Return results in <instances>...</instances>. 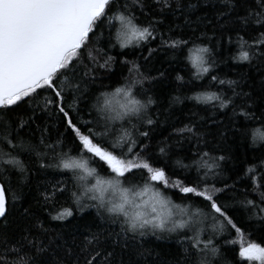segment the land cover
<instances>
[{"label": "snow or ice", "instance_id": "snow-or-ice-1", "mask_svg": "<svg viewBox=\"0 0 264 264\" xmlns=\"http://www.w3.org/2000/svg\"><path fill=\"white\" fill-rule=\"evenodd\" d=\"M153 3L157 7L145 12L142 0H131V3L129 0H0V229L6 228L10 215L21 208L32 172L28 160L34 157L41 170L58 169L71 180V184L64 180L49 184L40 194L42 206L47 210L56 205L57 197L68 193L70 206L60 205L52 219L66 220L84 212L85 208H95L101 220L119 222L120 231L114 235L125 242L149 233L163 239L166 234L187 230L191 235L185 234L181 239L187 245L184 253L190 264H216L217 260L231 264L213 237L226 229L242 231L229 215L228 204L220 199L226 191H241L235 188L241 177L237 176L232 184L221 181L220 188L208 182L219 174L221 162L230 157L215 154L218 151L215 148L209 150L205 133L195 124L175 129L196 141L192 145L197 149L196 159L190 164L178 161L186 171L195 166L193 179L170 180L164 167L144 155L148 146L140 143L139 138L146 139L148 133L139 132L133 120L145 119L149 106L154 103L143 85L155 77L144 74L137 58L129 59L123 52L117 53L128 73L126 76L121 73L122 83L118 87L109 91L108 86L101 84L106 89L102 92L89 87L110 78L117 60L110 50L150 42L157 36L165 15H179L195 7L181 0H153ZM137 5L141 15L151 18L141 20L134 10ZM224 7L226 10L220 17L227 21L235 12L233 22L239 24L235 30L239 52L232 58L252 67L256 61L264 69V0H226ZM105 35V46L100 47L101 37ZM159 36L161 44L173 51L188 49L194 53L189 59L197 79L208 74L212 81L228 86V92L194 93L196 100L214 101L213 107L218 113L224 110L220 123L227 118L230 127L221 131L220 136L228 132L245 138L250 135L253 145L264 148V107L257 116L254 110L257 98L247 78L219 79L211 75L215 65L211 59L213 50L207 45L179 37L165 39L164 33ZM228 40L231 42L232 37ZM177 79L183 77L177 76ZM261 85L264 89V76H261ZM41 92H49L51 96L45 97L40 111L49 114L53 109L56 111L65 132L73 133L76 154L71 148L55 151L56 147L64 148V133L57 130L58 138L48 143V126L37 124L34 100ZM85 112L88 119H84ZM117 122L119 127L115 126ZM145 122L153 123L151 119ZM250 124L260 127H249ZM159 151L164 153L165 148ZM90 159L102 162L108 174L101 175L91 166ZM243 175L248 177L244 181L247 186L238 203L250 214L249 219L255 216L264 225V154L254 157ZM170 189L185 194L182 200H188L189 195L202 198L203 206H196L192 200L175 203L168 195ZM252 193L258 199L249 198ZM20 214L33 215L29 207H23ZM33 227L36 231L25 228L22 234L11 238L7 231L0 230V264H44L41 257L50 249L60 247L56 243L60 233L50 235V229L39 218ZM112 235L101 228L89 229L80 249L82 264H107L111 253L104 254L100 244ZM238 257L237 264H264V244H241Z\"/></svg>", "mask_w": 264, "mask_h": 264}, {"label": "trees", "instance_id": "trees-1", "mask_svg": "<svg viewBox=\"0 0 264 264\" xmlns=\"http://www.w3.org/2000/svg\"><path fill=\"white\" fill-rule=\"evenodd\" d=\"M142 2L146 5L145 12L157 7L153 0H142ZM181 2L185 5L191 3L195 7L179 15L171 13L165 15L158 26L157 36L150 42L130 46L128 49H121L117 46L114 50H110V54L117 57L109 73L110 78L96 81L89 87L95 88L97 92L106 90L100 87L101 84L108 86L107 90L109 91L118 87L119 83H122L121 73L123 72L125 76L128 73L124 69L122 58L117 56V53L123 52L129 59L137 58L142 64L144 74L155 77V79L146 80L143 85L147 89V95L151 96L154 103L149 106L145 119L133 120L139 132L148 133L146 139L139 138L140 143L148 146L144 155L150 157L154 164L164 167L170 180L179 178L187 182V180L193 179L196 174L195 166L186 171L180 167L178 161L190 164L193 159H196L197 149L192 147L196 141L194 138L177 133L175 129L182 128L186 124H195L201 132L205 133L209 150L215 148L218 150L215 154L230 157L221 162L219 174L214 179L209 178L208 182L215 183L216 187L220 188L223 187L221 181L232 184L237 176L241 177V181L235 185V188L241 191H235V189L226 191L220 195V199L228 204L231 209L229 215L233 217L242 231L237 233L232 229H226L223 233L213 237L214 243L221 249L224 258L231 261V264H237L240 259L238 251L241 244L245 246L249 242L264 244V225L255 216L249 219L250 214L243 205L238 203L243 199V189L247 186L244 181L248 180V177L243 175V170L248 163L253 161L254 157L264 154V148L261 145H253L250 135L245 138L239 133L228 132L224 137L220 136L221 131L230 127L227 118L223 123H220L224 110H220L218 113L217 109L213 107L214 101L196 100L194 93L199 91L228 92V86H222L218 81H212L208 74L197 79L194 76L195 68L189 59V56L194 53H190L188 49L173 51L169 46L161 44L159 33H164L165 39L168 36L185 40L191 39L198 45H207L211 48L213 50L211 59L215 65L211 75H215L219 79L233 80L246 77L253 95L257 98L254 109L257 116H259V109L264 107V89L261 85L264 69H261L256 61H253L255 66L252 67L245 61L232 58L239 52L235 35L239 24L233 22L235 12L227 21L220 17L219 14L226 10L224 7L226 0H181ZM134 10L141 20L151 18L141 15L138 5ZM153 15L156 13L153 12ZM244 35L247 37L248 33H244ZM229 36L232 37L231 42L228 40ZM106 39V35L101 37L100 47L105 46ZM191 47L192 45L189 44L188 48ZM148 49L154 51L149 53ZM160 72L163 73L162 76L158 75ZM177 76H181L183 79H177ZM49 96L51 93L41 92L34 100L38 116L37 124L48 126L50 131L48 143H52L58 138L57 130L64 133L65 146L63 149L56 147L55 151H67L71 148L73 154H76L77 145L73 141V133L65 132L63 125L59 122L61 118L56 111L53 109L50 114L40 111L45 97ZM176 97H179V100H176ZM70 98L69 95L68 99L70 100ZM85 103L90 104L91 101ZM88 118L85 112L84 119ZM146 119H151L153 123L148 125L145 122ZM241 122L242 118L238 121L237 127ZM119 123L117 122L115 126L119 127ZM124 126L127 127V124ZM249 127H260V125L250 124ZM161 147L165 148L164 153H160L159 148ZM85 155L90 154L85 153ZM28 163L32 172L28 177L27 186L24 189L25 194L20 202L21 208L10 215L6 228L0 230L7 231L10 238L22 234L25 228L36 231L33 225L36 223V218H39L45 227L50 229V235L54 236L57 232L60 233V239L56 241L60 247L50 249L41 257L44 264H56L57 261L60 264H82L83 255L80 249L83 246V236L87 235L89 229L96 231L98 228L113 234L103 239L100 244L104 254L111 253L107 264H190L189 257L184 253V248L187 245L181 239L185 234L191 235L187 230H180L179 234H166L163 239L149 233L146 236L138 237L135 240L129 239L125 242L114 235L120 231L119 222L113 224L107 219L101 220L97 217L95 208H85L84 212L77 213L66 220L52 219L60 210V205L70 206L68 193L57 197L56 205L47 207V210L42 206L40 194L49 184L61 180L71 184V180L68 175H62L58 169L41 170L34 157L28 160ZM90 164L96 167L101 175L108 174V170L102 162H94L90 159ZM168 195L177 204L192 200L196 206H203L202 198L196 199L189 195L188 200H182L181 197L185 194L179 193L178 189H170ZM249 198L258 199V196L256 193H252ZM85 202L87 203V201ZM23 207H29L33 215L22 216L20 212ZM105 217H107V213H105ZM209 223L211 222L209 221ZM216 264H222V261L217 260Z\"/></svg>", "mask_w": 264, "mask_h": 264}]
</instances>
